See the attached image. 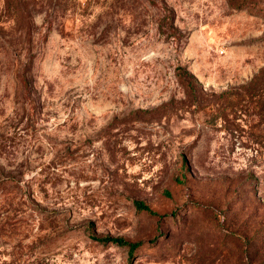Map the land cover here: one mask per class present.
Wrapping results in <instances>:
<instances>
[{
  "label": "rangeland",
  "instance_id": "rangeland-1",
  "mask_svg": "<svg viewBox=\"0 0 264 264\" xmlns=\"http://www.w3.org/2000/svg\"><path fill=\"white\" fill-rule=\"evenodd\" d=\"M263 68L264 0H0V264H264Z\"/></svg>",
  "mask_w": 264,
  "mask_h": 264
},
{
  "label": "trees",
  "instance_id": "trees-1",
  "mask_svg": "<svg viewBox=\"0 0 264 264\" xmlns=\"http://www.w3.org/2000/svg\"><path fill=\"white\" fill-rule=\"evenodd\" d=\"M160 28H161V32H165L163 26ZM260 71L264 72V68ZM176 74H177L181 84L183 86H185L186 88H188L192 91H195V90H197V87L200 86V82L198 81V79L192 73H190L186 67L178 66L176 68ZM260 77L261 76L259 73L255 74L253 79H252V83L255 82V80H258ZM224 95H225V93H224ZM135 205L140 210L148 211L150 214H156L151 209V207L143 201H136ZM100 240L103 243L113 242V243L120 245V246H127L130 249V253H132V254L140 245L139 243H131V242L125 240L123 237L105 236V237H102Z\"/></svg>",
  "mask_w": 264,
  "mask_h": 264
}]
</instances>
